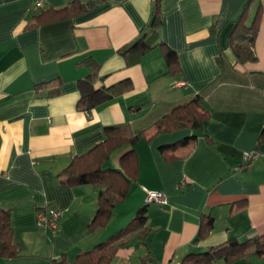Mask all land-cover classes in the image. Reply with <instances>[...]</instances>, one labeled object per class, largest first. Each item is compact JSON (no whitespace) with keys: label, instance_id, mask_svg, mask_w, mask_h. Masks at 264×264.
<instances>
[{"label":"crops","instance_id":"1","mask_svg":"<svg viewBox=\"0 0 264 264\" xmlns=\"http://www.w3.org/2000/svg\"><path fill=\"white\" fill-rule=\"evenodd\" d=\"M245 1L105 0L30 28L38 11L33 0H0V205L10 208L20 250L0 254V264H51L62 255L72 260L125 226L145 203L149 234L144 240L131 235L112 264H140L146 254L160 264H180L190 252L264 233V0L255 3L261 4L256 59L239 63L230 38ZM156 3L159 33L176 50L177 72L169 71L161 45L131 64L120 52L135 40L141 45ZM88 57L100 64L97 74L83 63ZM193 97L210 110L204 128L140 136L113 151L105 167H121L122 154L136 150L138 179L108 224L90 233L98 190L60 181L69 158L114 124L153 132L160 117ZM246 151L258 155L246 163ZM145 188L162 191L167 202H147ZM47 205L62 211L56 231L37 224L38 210ZM202 212L213 215L214 225L196 241ZM257 257L261 263L251 257L241 264H264V256ZM213 264L228 263L219 258Z\"/></svg>","mask_w":264,"mask_h":264},{"label":"trees","instance_id":"2","mask_svg":"<svg viewBox=\"0 0 264 264\" xmlns=\"http://www.w3.org/2000/svg\"><path fill=\"white\" fill-rule=\"evenodd\" d=\"M105 0H71L66 5L56 7L34 6V12L27 22V27H37L47 23L74 17L88 11ZM256 0H246L243 4L236 25L230 38V46L239 63L256 59L254 43L260 27L261 4ZM162 24L160 7L156 3L152 13L149 30L142 32V43L135 40L120 49L127 54L129 64L138 62L140 55L156 45L164 47L169 60V71H179L176 50L169 47L159 33ZM132 51V53H131ZM130 54V55H129ZM85 63L94 74L100 70L99 63L92 57L86 58ZM83 100V99H82ZM90 100L85 101L89 106ZM209 108L199 97L175 106L160 117L155 123V130H142L134 133L128 123H119L107 127L105 137L95 143L87 151L75 154L69 158V164L58 174L59 179L66 185L92 184L98 190L100 208L89 223V232L96 233L103 229L112 217L116 205L125 199L133 181L138 179L139 164L136 150L132 147L121 156V167H105L114 150L126 143L133 144L138 137L152 138L160 131H174L182 128H204L210 118ZM264 136V130L262 133ZM180 143V140L166 145L164 155ZM45 208V207H41ZM148 203L140 205L132 219L121 229L108 238L97 242L91 249L79 253L70 260L66 255L55 257L51 264H112L118 250L124 247L134 233L140 239H145L151 227L148 226ZM214 225V217L210 212H202L196 241L207 237ZM20 250L14 242V227L11 220L10 208L0 205V254L5 256L19 254ZM253 256H264V233L247 238L233 237L221 244L209 246L203 251L190 252L185 255L180 264H213L219 258L226 259L228 264H241ZM140 264H160L151 254L142 256Z\"/></svg>","mask_w":264,"mask_h":264},{"label":"built area","instance_id":"3","mask_svg":"<svg viewBox=\"0 0 264 264\" xmlns=\"http://www.w3.org/2000/svg\"><path fill=\"white\" fill-rule=\"evenodd\" d=\"M35 6H41L44 4V0H33ZM179 84V82L177 83ZM258 155L257 151H246L243 154V160L246 163H250ZM147 202L156 201L158 203L165 204L167 202L166 197L160 190H153L145 188ZM62 218V211L51 205L45 206V208H40L37 212V224L40 227L56 231L58 229L60 220ZM177 264V263H169Z\"/></svg>","mask_w":264,"mask_h":264},{"label":"rangeland","instance_id":"4","mask_svg":"<svg viewBox=\"0 0 264 264\" xmlns=\"http://www.w3.org/2000/svg\"><path fill=\"white\" fill-rule=\"evenodd\" d=\"M122 148H123V147H122ZM122 148H121V149H122ZM121 149H120V148L118 149V152H119V153L122 152ZM119 153H118V154H119ZM109 162L112 163V164H114V161H113V160H110ZM137 254H138V253H137ZM252 261H253V262H257V263H261V262L258 260V257H257V256H253Z\"/></svg>","mask_w":264,"mask_h":264}]
</instances>
